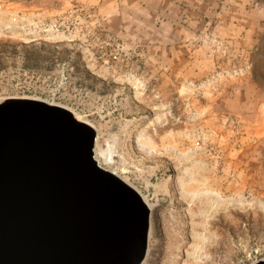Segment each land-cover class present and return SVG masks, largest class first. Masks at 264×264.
Here are the masks:
<instances>
[{
  "label": "rangeland",
  "instance_id": "1",
  "mask_svg": "<svg viewBox=\"0 0 264 264\" xmlns=\"http://www.w3.org/2000/svg\"><path fill=\"white\" fill-rule=\"evenodd\" d=\"M147 2L0 0V102L96 128L99 165L151 205L141 264L264 260V125L236 92L264 58V0Z\"/></svg>",
  "mask_w": 264,
  "mask_h": 264
},
{
  "label": "water",
  "instance_id": "2",
  "mask_svg": "<svg viewBox=\"0 0 264 264\" xmlns=\"http://www.w3.org/2000/svg\"><path fill=\"white\" fill-rule=\"evenodd\" d=\"M96 136L63 106L0 102V264L143 262L150 208L98 164Z\"/></svg>",
  "mask_w": 264,
  "mask_h": 264
},
{
  "label": "crops",
  "instance_id": "3",
  "mask_svg": "<svg viewBox=\"0 0 264 264\" xmlns=\"http://www.w3.org/2000/svg\"><path fill=\"white\" fill-rule=\"evenodd\" d=\"M111 1V0H110ZM122 3H125L128 6H134V1L137 2L138 5L143 6H148L147 0H121ZM165 2L167 0H164ZM156 2V0H155ZM154 3V2H153ZM153 5V4H152ZM157 6L156 4H154ZM175 5L174 0H168V8L172 7ZM158 7V6H157ZM258 61L264 62V58H252V68L251 70H248L243 84L245 87V91L239 90L238 92L239 95H245V96H253L254 99L251 100V105H252V110L253 111H258L259 113H254L253 116L247 117L249 120H251L252 124L259 123L262 126L264 125V65H257ZM250 103V102H249ZM248 104V100H247Z\"/></svg>",
  "mask_w": 264,
  "mask_h": 264
},
{
  "label": "bare ground",
  "instance_id": "4",
  "mask_svg": "<svg viewBox=\"0 0 264 264\" xmlns=\"http://www.w3.org/2000/svg\"><path fill=\"white\" fill-rule=\"evenodd\" d=\"M88 122V121H87ZM95 159H96V157H95ZM97 160V159H96ZM98 162V161H97ZM99 164V163H98ZM105 168V167H104ZM107 169V168H106ZM112 171V170H111ZM114 172V171H113ZM143 197V196H142ZM143 199L145 200V202L148 204V202L146 201V198L145 197H143ZM148 206H149V208L151 209V205L150 204H148Z\"/></svg>",
  "mask_w": 264,
  "mask_h": 264
}]
</instances>
